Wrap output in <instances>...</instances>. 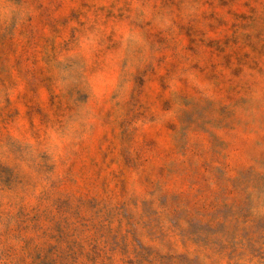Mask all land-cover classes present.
Listing matches in <instances>:
<instances>
[{
	"label": "rangeland",
	"instance_id": "1",
	"mask_svg": "<svg viewBox=\"0 0 264 264\" xmlns=\"http://www.w3.org/2000/svg\"><path fill=\"white\" fill-rule=\"evenodd\" d=\"M0 264H264V0H0Z\"/></svg>",
	"mask_w": 264,
	"mask_h": 264
}]
</instances>
